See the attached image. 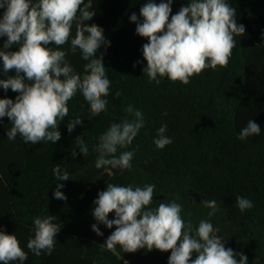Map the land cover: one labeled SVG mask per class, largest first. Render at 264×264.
<instances>
[{
    "label": "trees",
    "instance_id": "trees-1",
    "mask_svg": "<svg viewBox=\"0 0 264 264\" xmlns=\"http://www.w3.org/2000/svg\"><path fill=\"white\" fill-rule=\"evenodd\" d=\"M36 2L31 0L32 4ZM147 2L91 0L89 11L95 15L85 24L101 27L109 45H101L97 51L98 56L103 54L111 80L105 112L90 120V106L77 91L68 102L69 115L59 125L61 139L35 145L24 143L19 134L9 140L7 132L12 125L7 117L0 118V231L15 235L28 252L27 260L9 264H168L170 250L123 253L117 246L118 256L103 246L115 226L109 229L98 224L103 233L98 236L92 230L98 223L92 212L93 201L108 183L140 187L155 184L149 207L175 200L182 205L185 222L191 220L195 228L201 219L210 220L220 229L216 235L225 240L226 248L242 251L248 264H264V0H225L236 9V22L244 25L245 34L234 36L236 46L226 67L205 69L190 77L187 85L167 77H158L161 82L157 85L143 72L147 62L142 46L148 40L136 34L137 25L130 17L135 13L142 22L140 9ZM152 2L159 4L162 0ZM190 2L173 0L171 15ZM5 10L0 8V18ZM75 34L74 22L68 42L59 50L66 52L65 59L75 73L83 76L88 61L82 59L78 48L71 51ZM6 39L0 37V51H18V45L4 49ZM45 47L57 46L51 42ZM15 74L14 69L5 73L0 59V80ZM117 91L121 93L118 97ZM17 95L0 87V99L15 101ZM128 106L144 117V126L131 145L116 154L133 151L132 169H123L106 181L95 167L98 153L93 148L113 123L134 119L126 112ZM77 116L81 123L69 133L67 125ZM249 120H254L261 132L241 141L237 137ZM163 124L167 125L165 135L173 143L158 149L153 140ZM77 137L88 146L85 156ZM57 165L62 173H68L69 180H56L53 169ZM58 184L63 185L59 190L66 199L55 198ZM237 196L250 200L253 207L241 212L236 206ZM213 199L218 211L209 218L210 209L201 201ZM48 216H55L52 223L60 228L55 248L51 255L42 252L36 256L27 248L28 239L34 236L33 220ZM114 218L115 213H109L108 219ZM197 255L194 252L191 259Z\"/></svg>",
    "mask_w": 264,
    "mask_h": 264
},
{
    "label": "clouds",
    "instance_id": "clouds-1",
    "mask_svg": "<svg viewBox=\"0 0 264 264\" xmlns=\"http://www.w3.org/2000/svg\"><path fill=\"white\" fill-rule=\"evenodd\" d=\"M172 2L162 0L157 4L149 0L140 9L142 22H138L135 13L130 17L137 25L136 34L148 40L142 46V53L147 62L143 72L149 81L159 85L161 80L158 77H167L171 82L187 85L190 77L200 75L205 69L226 67L236 46L234 36L245 34L244 25L236 22V9L225 0H191L188 6H182L171 15ZM92 7L91 0L88 3L85 0H37L35 4L31 0H0V8L6 9L0 18V37H7L3 48L19 46L18 51H0L3 71L8 73L14 69L16 73L0 80V87L5 92L11 89L19 93L15 101L0 99V118L7 117L12 125L7 132L9 140H15L19 134L26 144L59 141V125L69 115L67 105L77 91L90 106V120L107 110L105 97L110 94L111 80L103 65V54L98 56L97 51L101 45H109L101 27L85 24L95 15L89 11ZM74 22L76 34L71 39V51L74 53L78 48L82 59L88 61L83 66V76L75 73L65 59L66 52L59 50L68 42ZM51 42L57 47H45ZM120 95L117 91L116 96ZM126 112L134 119L113 123L94 146L93 151L98 153L97 169L105 166L132 169L133 151L116 154L118 149L131 145L144 126V117L132 106H128ZM80 123L77 116L67 125L68 132L71 133ZM166 131V124L157 130V138L153 140L156 148L164 149L173 143L165 135ZM260 132V126L249 120L237 138L243 141ZM76 141L80 152L87 155L89 149L82 137H77ZM72 155L75 157L76 152L73 151ZM53 172L57 181L69 180L68 173H62L58 165ZM61 187L63 185H57L56 199H66L59 190ZM155 188V184L140 187L108 183L106 189L98 193L92 212L98 223L92 225V230L101 236L103 233L98 224L109 229L115 226V231L103 244L108 251L119 256L117 246L123 253L154 248L161 252L170 250L168 264H248L242 251L225 247V240L216 235L220 229L214 228L210 220L201 219L194 228L191 220L185 222L181 215L182 205L175 200L160 202L157 208L149 207ZM201 204L210 209L209 218L218 211L214 199L202 200ZM236 206L243 212L251 209L253 204L237 196ZM112 212L115 218L110 220L108 215ZM54 219L55 216L34 218V236L27 242V248L34 255L52 254L55 237L60 231L52 223ZM194 252L198 255L193 260ZM27 258L28 252L20 246L17 237L0 231V262H23Z\"/></svg>",
    "mask_w": 264,
    "mask_h": 264
},
{
    "label": "rangeland",
    "instance_id": "rangeland-1",
    "mask_svg": "<svg viewBox=\"0 0 264 264\" xmlns=\"http://www.w3.org/2000/svg\"><path fill=\"white\" fill-rule=\"evenodd\" d=\"M100 174L105 176V180L108 181L112 176H115L123 171V169L116 168L113 169L111 166H105L101 169H98Z\"/></svg>",
    "mask_w": 264,
    "mask_h": 264
}]
</instances>
